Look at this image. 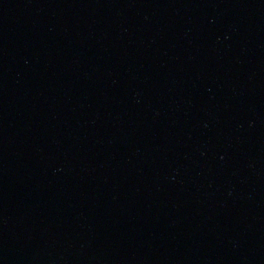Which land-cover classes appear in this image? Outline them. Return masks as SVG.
I'll return each instance as SVG.
<instances>
[{
    "label": "water",
    "instance_id": "95a60500",
    "mask_svg": "<svg viewBox=\"0 0 264 264\" xmlns=\"http://www.w3.org/2000/svg\"><path fill=\"white\" fill-rule=\"evenodd\" d=\"M0 264H264V0H0Z\"/></svg>",
    "mask_w": 264,
    "mask_h": 264
}]
</instances>
